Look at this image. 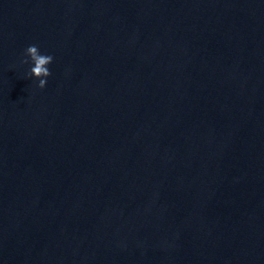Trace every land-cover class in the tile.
Returning <instances> with one entry per match:
<instances>
[{
	"label": "water",
	"instance_id": "water-1",
	"mask_svg": "<svg viewBox=\"0 0 264 264\" xmlns=\"http://www.w3.org/2000/svg\"><path fill=\"white\" fill-rule=\"evenodd\" d=\"M0 264H264V0H0Z\"/></svg>",
	"mask_w": 264,
	"mask_h": 264
},
{
	"label": "clouds",
	"instance_id": "clouds-1",
	"mask_svg": "<svg viewBox=\"0 0 264 264\" xmlns=\"http://www.w3.org/2000/svg\"><path fill=\"white\" fill-rule=\"evenodd\" d=\"M52 61V54L42 52L36 44H28L23 49L20 59L21 64L28 65L25 75L34 78L37 88L45 87L47 78L51 74L49 65Z\"/></svg>",
	"mask_w": 264,
	"mask_h": 264
}]
</instances>
